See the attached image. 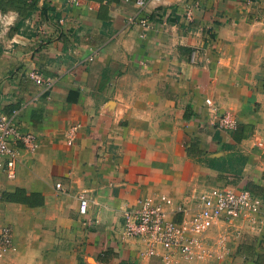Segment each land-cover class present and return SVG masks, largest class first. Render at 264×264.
<instances>
[{
  "label": "crops",
  "instance_id": "1",
  "mask_svg": "<svg viewBox=\"0 0 264 264\" xmlns=\"http://www.w3.org/2000/svg\"><path fill=\"white\" fill-rule=\"evenodd\" d=\"M139 10L39 0L22 21L0 11V114L18 108L38 137L35 150L20 142L14 177L0 172V228L14 239L0 264H164L124 234L126 208L161 194L193 207L213 186L264 196V0H150L148 27L130 22ZM34 68L57 78L51 90ZM227 111L237 128L218 127ZM243 225L210 229V259L171 264H264V225Z\"/></svg>",
  "mask_w": 264,
  "mask_h": 264
},
{
  "label": "built area",
  "instance_id": "2",
  "mask_svg": "<svg viewBox=\"0 0 264 264\" xmlns=\"http://www.w3.org/2000/svg\"><path fill=\"white\" fill-rule=\"evenodd\" d=\"M149 1L136 0L140 10L130 18V22H139L148 27L147 17L140 14ZM65 2L69 6H79L82 0ZM189 17H192L191 12ZM58 20L64 22V16ZM28 76L42 85L44 92L51 90L57 80L55 76H45L37 68L29 70ZM206 101L211 103L210 98ZM18 114V108L9 114H0V172L4 171L8 177L16 175L20 142L27 150H35L38 146L37 135L31 131H23L18 125L16 119ZM217 125L224 129H235L238 120L227 111L218 116ZM68 142H73L72 136ZM258 146L264 147V143L258 142ZM57 185L60 186V183ZM199 200L198 205L189 207L183 203H176L166 194H161L157 198L140 199L136 206L124 210V234L143 241L145 245L141 253L143 257L161 256L164 264H171L179 258L208 260L213 257L215 250L209 244L208 232L219 222L233 226L237 231H241L243 223L252 230H259L264 225V196L251 189L228 185L213 186L203 192ZM88 208L89 199L85 194H81L80 212L85 214ZM12 248H14L12 227L4 225L0 228V257Z\"/></svg>",
  "mask_w": 264,
  "mask_h": 264
},
{
  "label": "trees",
  "instance_id": "3",
  "mask_svg": "<svg viewBox=\"0 0 264 264\" xmlns=\"http://www.w3.org/2000/svg\"><path fill=\"white\" fill-rule=\"evenodd\" d=\"M38 2L39 0H0V11H7L8 9L16 10L22 21L23 18L31 15L33 11L38 8ZM186 50L187 52H190V49ZM6 196L10 200H20L23 198L21 190L7 193ZM239 248L240 251L249 254V252H252L255 249L254 242H250V238H248L245 242L240 244Z\"/></svg>",
  "mask_w": 264,
  "mask_h": 264
}]
</instances>
